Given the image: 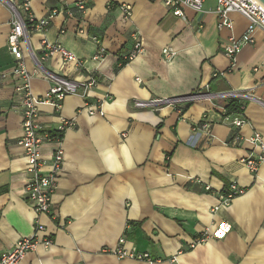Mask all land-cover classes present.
Returning a JSON list of instances; mask_svg holds the SVG:
<instances>
[{"label":"crops","instance_id":"obj_1","mask_svg":"<svg viewBox=\"0 0 264 264\" xmlns=\"http://www.w3.org/2000/svg\"><path fill=\"white\" fill-rule=\"evenodd\" d=\"M78 1H31L36 19L58 10L47 32L30 31L35 54L48 40L77 57L65 61L54 54L43 67L80 82L96 78L88 100L102 102L104 112L90 115L80 94L67 95L58 108L40 106L46 131H56L63 119L73 122L58 142L40 148L45 173L56 148L64 150L53 193L57 220L37 214L26 198L31 174L18 144L17 80L3 76L15 63L8 49L11 13L0 2V253L35 235L41 224L45 230L36 235L50 236L52 243L39 244L19 264H264V161L256 173L243 163L261 154L248 139L264 132V32H255V43L244 46L232 66L223 46L242 36L248 20L232 12L233 27L220 29L216 0H207L199 12L184 7L182 16L165 0H82L83 13L74 6ZM121 5L131 7L130 17ZM138 41L143 51L128 60ZM100 47L105 54L96 59ZM165 47L176 52L170 60ZM23 52L33 72L24 45ZM51 85L41 75L31 80L36 95ZM232 91L237 95L221 94ZM195 93L203 96L184 107L134 105ZM231 99H238L241 112L227 114ZM235 117L244 120L242 127L232 124ZM205 120L213 136L198 127ZM233 182L244 192L219 206ZM121 238L126 248L150 259L104 252ZM200 238L204 241L192 247Z\"/></svg>","mask_w":264,"mask_h":264},{"label":"built area","instance_id":"obj_2","mask_svg":"<svg viewBox=\"0 0 264 264\" xmlns=\"http://www.w3.org/2000/svg\"><path fill=\"white\" fill-rule=\"evenodd\" d=\"M32 0H0L11 13L10 33L8 36V49L11 55L15 58V63L9 72L3 76H12L17 80L15 92L19 96V102L22 108V134L19 137L18 144L23 148L27 161V170L31 174L27 181L25 194L27 200L33 206L37 214H49L54 220L58 219L57 214L53 211V193L57 185L58 176L62 170L64 162V150L59 146L56 148L52 159V166L49 173L43 172V160L40 151L41 145L45 142H58L60 137L55 136V132L63 133L68 126H72L73 122L63 119L61 125L56 131L49 132L44 130L39 122L40 106L50 104L56 108L61 106L62 100L67 95L80 94L85 99V110L90 115H104L102 102H91L88 100V92L97 84L96 78H91L87 81L80 82L76 79L60 76L43 67V62L47 61L54 54H61L65 61H77V57L65 46L58 42H50L43 40L41 54L37 56L30 46V31L32 29L47 32L52 18L58 14V10H52L48 16L36 19L31 13ZM207 0H165V5L173 11L176 16L183 15V8L190 7L195 11H202ZM75 8L80 12L86 10V4L80 0L74 4ZM120 9L126 17L131 16V7L129 5H121ZM215 14L219 19V28H232L233 22L229 15L232 12L242 14L247 20L248 25L241 37H230L228 42L223 46L224 54L230 59L231 65L235 66L237 56L242 48L246 45L255 43L254 34L257 30L264 32V5L259 0H216ZM69 16H73V11L67 10ZM83 33V29L79 31ZM23 45L27 50V54L34 60L35 69L29 71L24 63ZM142 43L136 42L133 50L127 56L128 60L133 59L141 53ZM165 59H172L176 52L165 47L163 50ZM105 49L100 47L95 58L100 59L104 56ZM41 75L43 78L52 81V85L44 95H36L31 89V80L35 76ZM229 95H237V92H223ZM199 93L191 94L181 100L155 98L149 101L136 100L134 105L140 108H157L163 104L176 105L183 107L192 101L197 100ZM181 107V108H183ZM243 107H240V112ZM232 124L236 127H242L244 120L235 117ZM207 135L213 136L211 133V123L205 120L198 125ZM235 141V140H234ZM248 141L258 146L261 154L257 157H246L243 163L246 164L252 173H256L264 161V132H256ZM244 192V189L236 183H231L226 194L220 196V205H228L230 201ZM217 206L215 209L219 208ZM44 226L41 224L37 227L36 233L44 231ZM19 239L10 251L0 253V264H19L28 252L34 250L39 244L50 245L52 239L50 236L40 238L38 235ZM200 238L194 240L191 246L203 242ZM124 238L119 240L118 245L109 250H104L105 253H111L118 258H131L136 260L150 259L147 253H137L125 246Z\"/></svg>","mask_w":264,"mask_h":264},{"label":"trees","instance_id":"obj_3","mask_svg":"<svg viewBox=\"0 0 264 264\" xmlns=\"http://www.w3.org/2000/svg\"><path fill=\"white\" fill-rule=\"evenodd\" d=\"M126 63L125 60L120 61V65H124ZM227 114H233L240 112V102L238 99H231L230 102L226 106ZM55 136L62 137V133L55 132ZM227 190L223 193L226 194Z\"/></svg>","mask_w":264,"mask_h":264},{"label":"water","instance_id":"obj_4","mask_svg":"<svg viewBox=\"0 0 264 264\" xmlns=\"http://www.w3.org/2000/svg\"><path fill=\"white\" fill-rule=\"evenodd\" d=\"M264 5V0H259Z\"/></svg>","mask_w":264,"mask_h":264}]
</instances>
